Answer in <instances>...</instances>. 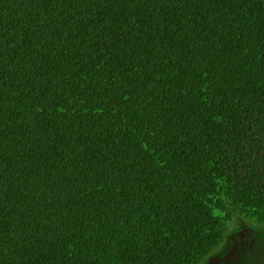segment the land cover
Wrapping results in <instances>:
<instances>
[{
    "label": "trees",
    "instance_id": "16d2710c",
    "mask_svg": "<svg viewBox=\"0 0 264 264\" xmlns=\"http://www.w3.org/2000/svg\"><path fill=\"white\" fill-rule=\"evenodd\" d=\"M244 229L264 264V0H0V264H211Z\"/></svg>",
    "mask_w": 264,
    "mask_h": 264
},
{
    "label": "flooded vegetation",
    "instance_id": "af4514ba",
    "mask_svg": "<svg viewBox=\"0 0 264 264\" xmlns=\"http://www.w3.org/2000/svg\"><path fill=\"white\" fill-rule=\"evenodd\" d=\"M247 232L248 231H246L245 229L239 232L237 238H233L232 244L223 254L218 257H213L211 259V264H240V253L243 254L246 245L250 246L246 238ZM248 255H251L253 257L252 259H250V262L245 261V264H259V260L256 256L253 255V252H248Z\"/></svg>",
    "mask_w": 264,
    "mask_h": 264
}]
</instances>
